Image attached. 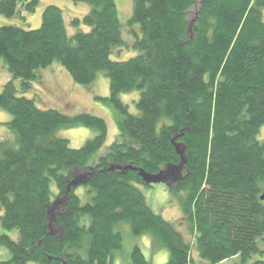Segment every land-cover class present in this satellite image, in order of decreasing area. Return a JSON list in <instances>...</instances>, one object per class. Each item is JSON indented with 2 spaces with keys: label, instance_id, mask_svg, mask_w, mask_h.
<instances>
[{
  "label": "trees",
  "instance_id": "16d2710c",
  "mask_svg": "<svg viewBox=\"0 0 264 264\" xmlns=\"http://www.w3.org/2000/svg\"><path fill=\"white\" fill-rule=\"evenodd\" d=\"M73 1L90 6L69 21L74 33L56 5L43 9L36 29L0 24V64L13 77L0 90V109L12 115V136L0 140V223L19 233L16 240L0 232L11 254L0 264H113L123 226L152 236L168 251L165 264H195L193 250L206 264L237 256L238 264H264L253 260L264 254V0H133L134 39L116 0ZM40 4L0 0V15L32 14ZM124 50L137 55L112 58ZM54 63L84 87L100 73L109 78L110 95L96 99L115 109L118 135L96 161L105 119L43 107L33 92ZM135 91L131 113L120 96ZM78 126L98 135L73 148L60 132ZM176 143L185 145L184 167L164 184L192 242L149 205L141 186L154 184L137 170L109 168L157 174L181 162ZM83 174L86 182L68 191ZM66 196L52 221L50 207ZM129 257L150 264L138 245Z\"/></svg>",
  "mask_w": 264,
  "mask_h": 264
},
{
  "label": "rangeland",
  "instance_id": "374dc122",
  "mask_svg": "<svg viewBox=\"0 0 264 264\" xmlns=\"http://www.w3.org/2000/svg\"><path fill=\"white\" fill-rule=\"evenodd\" d=\"M119 9V16L122 24L124 25V31L128 30L131 35V39H134V35L131 29H138L136 25H130V20L133 12V0H116ZM40 6L35 12L18 15L14 18H8L0 15V24H17L25 29H36L40 27L42 22L43 9L48 5H56L64 10V15L67 20V29L69 32L74 33L75 29L69 24V21L75 17L83 18L89 10L90 6L87 3H75L73 0H40ZM197 9H192L189 15V20L193 21L196 16ZM264 17V9H263ZM42 26V25H41ZM131 32V33H130ZM124 36L128 37V33L124 32ZM137 55L135 51H127L116 53L112 56L114 60H126L130 57ZM0 90L4 84L13 78L6 68L4 63L0 64ZM40 83H35L33 91L39 99V103L43 107L57 108L69 115H77L82 112L90 113L96 116H100L105 119L108 126L107 142L103 149L94 155L93 160L96 161L100 154L106 149L107 146L112 144L118 135V128L116 122V111L113 107L103 104V102L96 99L97 96L107 97L110 95V81L104 74L100 73L95 82L89 86L84 87L82 85L73 82L70 74L61 67L58 63H54L51 67L46 69L41 76ZM17 85H20V81H16ZM140 97L138 91L132 93L122 94L121 100L128 104L131 113H136V102ZM12 115L7 111L0 109V140L11 138V131H9L7 122L11 121ZM262 136L264 137V127L262 129ZM61 137L70 141V146L73 148L82 147L89 139L98 135L96 129L87 128L84 126H78L73 128L62 129L60 132ZM84 177L86 175L83 174ZM79 177V175H77ZM54 187V185H53ZM142 191L147 197L149 205L153 210L165 219L180 223L182 230L185 232L187 238L192 242L193 235L190 233L188 226L182 224V211L178 202L173 201L169 191L164 183H157L150 187L141 186ZM55 189V187L53 188ZM82 189V188H80ZM78 191H80L78 189ZM61 207V206H60ZM3 211L0 209V216ZM55 228L53 227V230ZM123 234V248L114 258L113 264H131L130 252L134 246L141 247L143 253L149 260L150 264H165L168 260V251L158 246L152 236L141 235L135 236L124 226L122 227ZM0 232L9 235L12 239L18 240L19 233L16 229H6L0 223ZM264 247V241L261 243ZM192 256L195 260V264H206L199 256L196 250H193ZM11 258L9 249L0 244V261H6ZM261 258L264 260L263 255H257L253 260ZM251 260L249 263H251ZM242 262L241 257H232L220 264H238ZM28 264H38L36 262H30Z\"/></svg>",
  "mask_w": 264,
  "mask_h": 264
},
{
  "label": "water",
  "instance_id": "95a60500",
  "mask_svg": "<svg viewBox=\"0 0 264 264\" xmlns=\"http://www.w3.org/2000/svg\"><path fill=\"white\" fill-rule=\"evenodd\" d=\"M198 19V10L196 11V16L193 21L195 22ZM189 30L191 28L189 27ZM175 148L177 153L181 156V162L178 165H169L167 169L160 171L157 174H151L149 172H146L144 169L139 168V167H134L132 165H128L126 167L122 166H117V165H111L109 168L114 170V169H121L122 171H126L127 169H134L139 171V174L142 176L143 180L147 182L148 184H157V183H168L170 180H175L182 172L183 167H184V162H185V145L182 143H176ZM86 182V177L84 176H79L75 177L74 180L70 183L68 187V191L70 190L71 185H78L80 183ZM261 199L264 200V191L263 194L261 195ZM69 200V197L66 196L63 199H58L56 200L53 205L49 209V215L51 216L52 221L55 220L56 212L60 211V206L66 203ZM1 209V206H0ZM52 228V227H51Z\"/></svg>",
  "mask_w": 264,
  "mask_h": 264
}]
</instances>
